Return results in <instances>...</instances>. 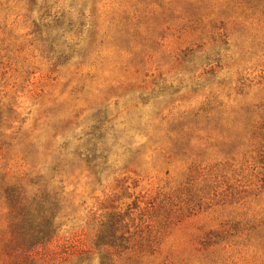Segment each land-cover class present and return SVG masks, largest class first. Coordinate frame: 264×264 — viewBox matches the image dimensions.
<instances>
[{"label":"rangeland","instance_id":"rangeland-1","mask_svg":"<svg viewBox=\"0 0 264 264\" xmlns=\"http://www.w3.org/2000/svg\"><path fill=\"white\" fill-rule=\"evenodd\" d=\"M0 264H264V0H0Z\"/></svg>","mask_w":264,"mask_h":264}]
</instances>
